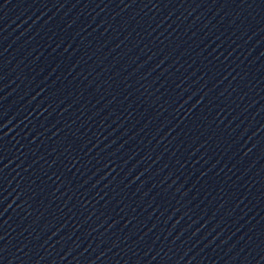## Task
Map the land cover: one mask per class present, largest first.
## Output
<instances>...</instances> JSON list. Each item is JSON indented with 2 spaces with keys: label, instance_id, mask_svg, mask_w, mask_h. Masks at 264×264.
Instances as JSON below:
<instances>
[{
  "label": "water",
  "instance_id": "95a60500",
  "mask_svg": "<svg viewBox=\"0 0 264 264\" xmlns=\"http://www.w3.org/2000/svg\"><path fill=\"white\" fill-rule=\"evenodd\" d=\"M0 264H264V0H0Z\"/></svg>",
  "mask_w": 264,
  "mask_h": 264
}]
</instances>
